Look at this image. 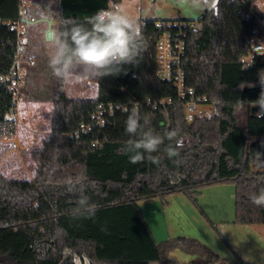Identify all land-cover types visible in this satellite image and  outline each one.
<instances>
[{
	"label": "trees",
	"instance_id": "1",
	"mask_svg": "<svg viewBox=\"0 0 264 264\" xmlns=\"http://www.w3.org/2000/svg\"><path fill=\"white\" fill-rule=\"evenodd\" d=\"M23 1L0 0V139L16 134L17 24L28 14ZM106 5L60 0L57 32ZM206 5L197 21L142 20L141 60L118 75L98 77L94 100L70 98L57 78L51 134L32 154L34 179L0 174V264H78L77 258L83 264H176L169 255L188 239L157 242L140 204H168L181 194L199 209L202 191L215 185H235L237 225L264 226V207L252 202L264 190V109L258 104L264 56L245 63L264 28L242 0ZM166 33L177 60L163 79L158 43ZM191 101L212 113L189 121ZM135 107L158 133L176 132L151 154L156 162L146 155L132 164L121 151L131 139L125 121ZM169 147L178 155L169 157ZM81 189L95 205L91 214L76 211ZM234 254L233 264H251ZM206 255L208 264H220L216 254Z\"/></svg>",
	"mask_w": 264,
	"mask_h": 264
},
{
	"label": "rangeland",
	"instance_id": "2",
	"mask_svg": "<svg viewBox=\"0 0 264 264\" xmlns=\"http://www.w3.org/2000/svg\"><path fill=\"white\" fill-rule=\"evenodd\" d=\"M206 2L202 7L193 8L188 4H178L177 0H142L141 20L197 21L207 8ZM38 46L37 51L43 52L44 49ZM45 50L48 55L49 48ZM76 71V81L64 84L68 96L74 100L96 99L98 77L82 69ZM17 72L19 81L15 88L19 109L13 114L16 134L12 138L0 139V174L9 179L32 181L38 168L32 154L51 134L57 77L49 68L48 58L25 64L19 57ZM201 105L203 115L212 113L210 106ZM235 196V185L222 184L202 191L198 198L199 209L184 195L170 197L168 204L160 199L144 201L140 208L158 241L188 239L186 245L182 244L169 255L170 260H177L176 264H208L207 251L219 256L220 264L236 262L234 252L248 263L264 264V226H239L235 223ZM194 241L197 243L193 244ZM76 261L83 264L80 258ZM84 263L90 264L88 261Z\"/></svg>",
	"mask_w": 264,
	"mask_h": 264
},
{
	"label": "clouds",
	"instance_id": "3",
	"mask_svg": "<svg viewBox=\"0 0 264 264\" xmlns=\"http://www.w3.org/2000/svg\"><path fill=\"white\" fill-rule=\"evenodd\" d=\"M177 2L199 8L205 0ZM141 5L142 0H107L106 7L87 16L84 22H74L69 28L54 33L47 41L48 65L52 74L65 83H73L77 78V69L102 78L120 74L125 71L126 65H137L145 48ZM256 7L264 12V7L258 4ZM260 82L264 87L262 75ZM258 102L261 109H264V91ZM125 133L131 139L126 141L121 151L128 155L132 164L143 161L146 155L156 162L151 154L158 151L166 137L172 139L176 136L175 131L163 135L158 133L150 126V118L141 114L138 107L128 113ZM167 151L169 157L178 155L176 148L169 147ZM252 202L264 207V190L253 194ZM94 209L95 205L90 203L89 197L81 189L76 211L91 214Z\"/></svg>",
	"mask_w": 264,
	"mask_h": 264
},
{
	"label": "crops",
	"instance_id": "4",
	"mask_svg": "<svg viewBox=\"0 0 264 264\" xmlns=\"http://www.w3.org/2000/svg\"><path fill=\"white\" fill-rule=\"evenodd\" d=\"M259 5L263 4L259 3ZM59 7L60 0H31V3L25 4V15L27 12L28 14L23 18L24 23L21 24L23 28L22 47L18 56L23 60V63H33L48 58L45 48H49L47 41L57 32ZM261 7H264V5ZM36 46L42 50L44 49V51H37ZM16 109H19L18 106ZM152 233L156 241L160 242L157 240L153 230Z\"/></svg>",
	"mask_w": 264,
	"mask_h": 264
},
{
	"label": "built area",
	"instance_id": "5",
	"mask_svg": "<svg viewBox=\"0 0 264 264\" xmlns=\"http://www.w3.org/2000/svg\"><path fill=\"white\" fill-rule=\"evenodd\" d=\"M262 2L264 5V0H242V2L249 8L252 14H254L257 19L260 21L261 25L264 28V12H261L257 9L256 5H259V2ZM24 6L27 3H31V0H24ZM25 14V10H24ZM24 20L22 19L18 24L17 28L20 35L23 34L22 25ZM178 48L181 46L177 45ZM261 57L264 56V38L258 36L251 47V54L249 57L245 59V63L249 64L253 61L254 57ZM19 58V57H18ZM177 60L176 55L173 51L172 42L170 40V36L166 33L161 38L158 43V72L159 76L163 79H168L171 76L172 64L174 61ZM18 61V60H17ZM182 99L185 98L184 94L181 92ZM201 103L196 101H191L187 103V113H188V120L192 121L196 114H202L201 112Z\"/></svg>",
	"mask_w": 264,
	"mask_h": 264
},
{
	"label": "water",
	"instance_id": "6",
	"mask_svg": "<svg viewBox=\"0 0 264 264\" xmlns=\"http://www.w3.org/2000/svg\"><path fill=\"white\" fill-rule=\"evenodd\" d=\"M256 110H258V108H254V109H253V112H255Z\"/></svg>",
	"mask_w": 264,
	"mask_h": 264
}]
</instances>
